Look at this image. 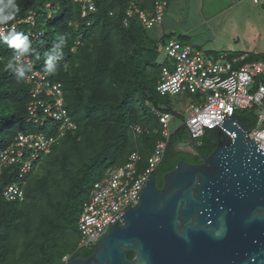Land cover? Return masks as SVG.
Segmentation results:
<instances>
[{"label":"trees","instance_id":"16d2710c","mask_svg":"<svg viewBox=\"0 0 264 264\" xmlns=\"http://www.w3.org/2000/svg\"><path fill=\"white\" fill-rule=\"evenodd\" d=\"M169 1L166 0V10ZM15 2L19 11L14 19L6 22L9 29L5 36H0V134H5V128H9L6 136L0 139V149L26 129L25 105L29 88L15 61L19 53L29 57L37 69L40 65L41 70H48L49 79L61 85L63 105L77 130L66 131L63 137H57V125L48 126L49 132L44 127L35 129L57 138L48 154H39L36 171L42 162L41 176L29 173L21 178L19 164L2 169L0 264H67L74 258L86 259L93 253V246L77 248L76 225L87 200L89 188L86 187L93 168L98 171V181L108 166L123 165L134 151L140 156L139 170L147 165L160 138L157 127H161V123L157 117L158 126L150 127L146 122L148 112L142 105L155 101L154 98L157 103V98L161 97L156 86L160 68L167 60L161 59L158 66L157 45L136 16L125 22V11L131 2L148 10L153 0H94L97 11L86 19L80 18L82 4L74 0ZM109 11L114 13L109 15ZM29 15L33 16V26L24 21ZM22 20L24 22L10 29L13 23ZM30 31L41 36L30 37ZM17 35L27 38V51L10 47L6 42ZM248 61L264 64V54L249 56ZM8 64L12 67H7ZM22 64L26 66L24 62ZM149 67L152 69L148 70ZM22 70L28 73L26 68ZM254 80L256 84L264 85V75H258ZM164 100L168 102L169 99ZM158 104L159 101L154 105ZM239 111L233 118L250 131L256 123L255 110ZM17 124L19 132L15 130ZM137 125L142 132L133 139L131 130ZM217 141L215 132L206 130L197 141L195 162L209 156ZM177 143L171 136L162 162L152 173L159 178L158 188L163 185V175L178 161L192 158L183 151L176 154ZM88 147L91 151L86 154ZM51 176L54 181L47 180ZM10 184L22 188L21 202L3 199L2 190ZM71 232H76L72 247L69 248L66 241L61 250L58 235L69 239L67 233ZM132 256V253L127 255L128 259Z\"/></svg>","mask_w":264,"mask_h":264},{"label":"water","instance_id":"95a60500","mask_svg":"<svg viewBox=\"0 0 264 264\" xmlns=\"http://www.w3.org/2000/svg\"><path fill=\"white\" fill-rule=\"evenodd\" d=\"M213 131L209 156L178 161L160 189L150 177L93 253L68 264H264V150L236 118Z\"/></svg>","mask_w":264,"mask_h":264},{"label":"built area","instance_id":"2783aa9c","mask_svg":"<svg viewBox=\"0 0 264 264\" xmlns=\"http://www.w3.org/2000/svg\"><path fill=\"white\" fill-rule=\"evenodd\" d=\"M74 1L87 4V8L94 11L93 0ZM166 5V0H153L152 7L144 10L131 2L125 11V22L136 16L144 28L150 29L162 22ZM28 21L32 22V18ZM4 33V27L0 26V35ZM158 51L163 53L167 64L160 68L157 93L161 96L189 94L195 97L194 104L185 109L188 116L183 122L190 141H198L205 129L215 128L221 119H230L239 110L254 109L260 113L247 136L259 144V149L264 150V85L256 84L254 80L258 75H264L263 63H245L234 68L232 63L236 60L226 63L219 62V59L200 58L199 51L174 41L160 46ZM37 75L34 73L33 76ZM250 88L253 92L249 91ZM52 89L59 96V85H54ZM42 94L37 88L32 91V97H38L28 108L34 122L40 126L51 120L58 123L57 137L74 130L76 126L63 109L62 99H39ZM200 98L203 102H200ZM159 120L163 128L162 136L155 143L145 168L139 170L140 156L134 151L127 156L123 165L108 166L103 177L92 184L76 222L80 236L78 249L94 246L96 240L109 231L113 222L138 203L146 182L162 162L170 140L171 133L167 131L169 117L160 114ZM133 132L138 135L141 131L139 127H134ZM56 139L50 133L41 131L18 134L8 146L0 149V172L14 164H19L21 178L35 172L39 154L49 153ZM2 196L9 202L22 201L23 191L18 185L10 184L4 187Z\"/></svg>","mask_w":264,"mask_h":264},{"label":"rangeland","instance_id":"374dc122","mask_svg":"<svg viewBox=\"0 0 264 264\" xmlns=\"http://www.w3.org/2000/svg\"><path fill=\"white\" fill-rule=\"evenodd\" d=\"M206 1L170 0L169 10L173 8L174 16L167 9L164 14V22L161 25V32L156 30L160 25H156L146 30L148 37L154 41L157 48L166 45L169 41H177L198 48L206 58L218 59L224 57V60L228 59L229 62H232L231 59L236 58L235 68L250 62L248 61L249 56L264 54V0L258 5H254L251 0H229L228 5V0H213L210 7L207 6ZM227 6V11L222 12ZM167 21L171 24H168L169 22L166 24ZM240 56L246 57V61L239 60ZM158 58L157 64L160 67V61L164 56L159 54ZM38 69L41 70L40 65ZM151 69V67L148 68V70ZM149 77H152V74ZM249 91L253 92L251 88ZM164 99L169 100L167 102ZM154 100L156 101L155 98ZM155 101L150 100L148 105H142L148 112L147 124L152 128L158 126L157 114L167 115L171 119L167 131L172 133V140H176L182 146L190 144L188 133L183 126L188 113L184 112L189 105L194 104L195 97L189 94L169 96L168 98L161 96L157 98L158 105H154L157 104ZM200 102H203L202 98H200ZM239 112L241 111H237V113ZM259 113L260 111L256 110V115ZM24 128L26 129L22 133H29L36 129L34 125H26ZM157 128V135L161 137L162 129L160 126ZM15 130L16 132L20 131L18 124ZM151 130L155 132L156 129ZM8 131L9 128H5V134H0V139L5 137ZM90 151L91 147H88L85 152L88 154ZM146 154L148 152H145ZM39 165L42 167V162ZM41 167L33 174L41 176ZM52 176L47 180L54 181ZM97 176L98 171L93 168L88 178L90 183L86 188L91 189L93 181L98 179ZM67 234H69L67 236L69 239H65L66 236L58 235L57 242L61 246V250L64 249L63 246L66 241H68L69 248L72 247L76 232Z\"/></svg>","mask_w":264,"mask_h":264},{"label":"clouds","instance_id":"9594fccd","mask_svg":"<svg viewBox=\"0 0 264 264\" xmlns=\"http://www.w3.org/2000/svg\"><path fill=\"white\" fill-rule=\"evenodd\" d=\"M252 1V0H251ZM262 2V0H259V2L258 3H253V1H252V3L254 4V5H258V4H260ZM82 5H81V7H80V9H79V13H80V18H87L89 15H91V14H94L96 11H97V9H96V3L94 2V0H93V5H94V11L93 10H89L88 8H87V4H84V3H81ZM86 7V8H85ZM166 10V9H165ZM18 11H19V7H18V5L16 4V2H15V0H0V26H3L4 27V30H5V33H6V31L9 29V25L6 23V22H8V21H11L12 19H14V17H15V15L18 13ZM109 12H112V13H114L113 11H109ZM164 14H165V12H164ZM29 18H32V22L31 21H28L29 20ZM163 20H164V16H163ZM163 20H162V22H163ZM26 23H29L31 26H33V24H34V20H33V16L32 15H29L28 17H26V19L24 20ZM23 20L22 21H17L16 23H13V25L11 26V28L10 29H14V27H16L17 25H19V24H21L22 22H24ZM162 22L160 23V24H158V25H161L162 24ZM69 24H71L70 22H69ZM72 25V24H71ZM145 30H148V29H146V28H144ZM5 33H4V35H0V36H5ZM28 35L30 36V37H35V38H38V37H40L41 35L39 34V33H35V32H33V31H30V32H28ZM8 44H9V46L10 47H15V48H17V49H20V50H22V51H27V47H28V41H27V38L26 37H23L22 38V36L21 35H17V36H15L13 39H11L10 41H6ZM174 42H177V41H174ZM179 44H182V43H180V42H178ZM182 45H184V44H182ZM189 46V45H188ZM191 48H193L194 50H196V51H199L198 50V48H194V47H192V46H190ZM157 52L159 53V54H162L163 55V53H161V52H159L158 51V48H157ZM200 52V51H199ZM201 53V52H200ZM164 56V55H163ZM241 57H243V59H241V61H243L244 59H245V57L244 56H240L239 57V60H240V58ZM220 58V57H219ZM218 58V59H219ZM163 60H165V57L163 58ZM215 60H217V59H215ZM233 60H236L237 61V59L236 58H233L232 59V61ZM15 61H16V64H17V67H18V69L23 73V80H24V83H25V85L29 88L28 89V96H29V98H28V101H27V103H26V105H25V124L26 125H34L36 128H47V129H49L48 128V126H53V125H57L58 126V123H56V122H54V121H49V123H47V124H45L44 126H40L37 122H34V120L30 117V115H29V111H28V108H29V106H31L32 105V103H35V101H37V98H35V97H32V91L34 90V89H39V90H41L42 91V97H40L39 99H43V100H48V101H50V100H52V99H55V97H60L61 99H62V104H64V99H63V96H62V89H61V85L60 84H58V83H54V82H52L50 79H49V72H48V70L47 71H44V70H39V69H37L36 68V66L34 65V66H32V64H31V61H30V58L28 57H25V56H23L21 53H19L17 56H15ZM235 61V62H236ZM22 62H24L25 63V65L26 66H24L23 64H22ZM235 62H233L232 64H233V67H234V63ZM253 62V61H252ZM254 62H260V61H254ZM248 63H251V62H248ZM260 63H262V62H260ZM7 67H12V65L11 64H8L7 65ZM26 68V70H28V73L27 72H24L23 70H22V68ZM235 68V67H234ZM34 73H37L38 75L37 76H33L34 75ZM54 85H59V87H60V93H59V96H57V95H55V93H54V91L55 90H53L52 89V87L54 86ZM181 95H184V94H181ZM180 94H177V95H175V96H181ZM165 96H168V95H165ZM172 97H174V96H172ZM63 109L66 111V109H65V106L63 105ZM153 109V108H152ZM153 112L155 111V109L154 110H152ZM66 113H67V111H66ZM184 113H186V112H184ZM161 113H158L157 114V117L159 118V115H160ZM67 115H68V113H67ZM162 115V114H161ZM68 117H69V115H68ZM70 118V117H69ZM233 118V117H232ZM71 120V119H70ZM171 121V119L169 118V121H168V124H169V122ZM159 122H160V120H159ZM135 127H139L140 128V131L142 132V128L140 127V126H135ZM134 129V128H133ZM133 129L131 130V135H132V138L133 139H136L138 136H139V134L141 133H139L138 135H136L134 132H133ZM161 129L163 130V128H162V124H161ZM215 128H213V129H205L204 130V132L206 131V130H214ZM74 130H77V127L74 129ZM252 130V129H251ZM250 130V131H251ZM41 130H34V131H31V132H29V133H36V132H40ZM46 131H50V129L49 130H46ZM250 131H247V133L248 132H250ZM41 132H43V131H41ZM162 132V131H161ZM19 134H22V132L21 133H19ZM23 134H27V133H23ZM204 134V133H203ZM18 135V134H17ZM16 135V136H17ZM51 135V134H50ZM171 135H172V133H171ZM16 136H14V137H16ZM203 136V135H202ZM201 136V137H202ZM14 137H13V139H14ZM171 137V136H170ZM200 137V138H201ZM248 137V136H247ZM161 138V137H160ZM160 138L158 139V140H160ZM199 138V139H200ZM198 139V140H199ZM251 140V139H250ZM157 142V141H156ZM195 143V144H194ZM190 144L191 145H193V147H195L196 148V146L198 145V143H197V141L196 142H190ZM9 145V144H8ZM7 145V146H8ZM55 145V144H54ZM53 145V146H54ZM52 146V147H53ZM52 147H51V149H52ZM183 147V146H182ZM51 149H50V151H51ZM49 151V152H50ZM48 154V153H47ZM37 166H38V164H37ZM38 168V167H37ZM37 170V169H36ZM106 170V169H105ZM1 172H2V170H1ZM1 172H0V174H1ZM37 172V171H36ZM32 173H35V172H32ZM153 176V175H152ZM151 176V177H152ZM96 182V181H95ZM156 185H157V181H156ZM20 187V186H19ZM92 187V186H91ZM158 188V187H157ZM4 189V188H3ZM22 189V188H21ZM160 189V188H159ZM23 191V190H22ZM89 193V192H88ZM4 199V198H3ZM6 201V200H5ZM7 202H9V201H7ZM11 202H14V201H11ZM17 202H21V201H17ZM77 232H78V230H77ZM79 234V233H78ZM79 239H80V236H79ZM79 239H78V241H79ZM94 247V246H93ZM68 264V263H67Z\"/></svg>","mask_w":264,"mask_h":264},{"label":"flooded vegetation","instance_id":"af4514ba","mask_svg":"<svg viewBox=\"0 0 264 264\" xmlns=\"http://www.w3.org/2000/svg\"><path fill=\"white\" fill-rule=\"evenodd\" d=\"M176 149V150H175ZM174 150H175V152H176V154H177V151H183V152H186V153H188V154H190V156L192 157V158H186L187 160H183V161H185V162H187V163H189V164H197L195 161H197L196 160V158H197V150H196V148L195 147H193V145H191V144H189V145H187V146H183L181 149H179V150H177V148H175ZM175 154V155H176ZM199 160V159H198ZM194 162V163H193ZM198 163H201V159L198 161ZM155 178H156V181L157 180H159V178H157L156 176H154Z\"/></svg>","mask_w":264,"mask_h":264},{"label":"crops","instance_id":"0c3cea01","mask_svg":"<svg viewBox=\"0 0 264 264\" xmlns=\"http://www.w3.org/2000/svg\"><path fill=\"white\" fill-rule=\"evenodd\" d=\"M188 1L190 2V0H188ZM212 2H213V0H207V1H206L207 6L210 7V4L212 5ZM228 3H229V0H228V2H227V5H228ZM167 9H168V11L171 13V15L174 16V10H173V8L169 10V5H168ZM227 9H228V6H227L226 9L222 10V12H226ZM163 22H164V20H163ZM163 22H162V24H163ZM168 22H169V21H167L166 24H167ZM162 24H161V25H162ZM168 24H171V23L169 22ZM161 25L158 27V29H156L157 31H160V32H161V30H162V29H161ZM231 60H232V59H231ZM243 61H244V60H243ZM255 113H256V112H255ZM256 117H257V115H256ZM188 145H189V144H188ZM175 148H177V150H179V149L182 148V145H181L180 143H177V144L175 145ZM175 150H176V149H175Z\"/></svg>","mask_w":264,"mask_h":264},{"label":"bare ground","instance_id":"6f19581e","mask_svg":"<svg viewBox=\"0 0 264 264\" xmlns=\"http://www.w3.org/2000/svg\"><path fill=\"white\" fill-rule=\"evenodd\" d=\"M200 58H205L202 54H200ZM219 62H226V63H232V62H229L228 59L227 60H224V57H220L219 58Z\"/></svg>","mask_w":264,"mask_h":264}]
</instances>
